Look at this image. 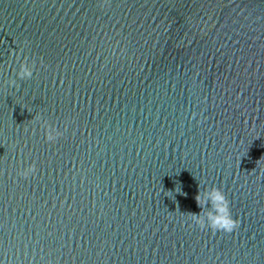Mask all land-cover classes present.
<instances>
[{
	"label": "water",
	"instance_id": "water-1",
	"mask_svg": "<svg viewBox=\"0 0 264 264\" xmlns=\"http://www.w3.org/2000/svg\"><path fill=\"white\" fill-rule=\"evenodd\" d=\"M0 264H264V0H0Z\"/></svg>",
	"mask_w": 264,
	"mask_h": 264
},
{
	"label": "clouds",
	"instance_id": "clouds-1",
	"mask_svg": "<svg viewBox=\"0 0 264 264\" xmlns=\"http://www.w3.org/2000/svg\"><path fill=\"white\" fill-rule=\"evenodd\" d=\"M17 56H19V53H17ZM33 67L34 64L27 62V57H25V60L19 64L16 77L21 80L31 78ZM7 83L9 87H19L16 79H9ZM33 119L39 120L40 117L37 115ZM44 127L45 139L48 142L54 143L62 135L55 126H49L47 122H45ZM35 172L36 165L32 163L20 170L18 175L26 179L29 175H34ZM194 199L200 211L199 213H192V220L201 229L207 227L213 232L232 233L237 228L239 221L231 215L229 201L219 188L213 186L205 188L203 191L198 190Z\"/></svg>",
	"mask_w": 264,
	"mask_h": 264
}]
</instances>
